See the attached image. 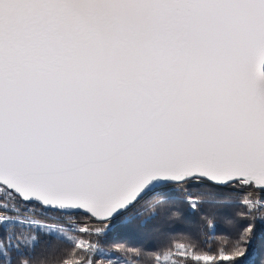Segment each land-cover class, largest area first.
<instances>
[{
    "label": "snow or ice",
    "instance_id": "6c2138e0",
    "mask_svg": "<svg viewBox=\"0 0 264 264\" xmlns=\"http://www.w3.org/2000/svg\"><path fill=\"white\" fill-rule=\"evenodd\" d=\"M230 204L206 249L185 212ZM257 220L264 0H0V264H122L108 232L154 221L143 264H264Z\"/></svg>",
    "mask_w": 264,
    "mask_h": 264
},
{
    "label": "trees",
    "instance_id": "16d2710c",
    "mask_svg": "<svg viewBox=\"0 0 264 264\" xmlns=\"http://www.w3.org/2000/svg\"><path fill=\"white\" fill-rule=\"evenodd\" d=\"M186 207V206H185ZM238 211H243L236 204L221 206L216 209V216L214 224L211 228H203L202 222L197 221L195 214L185 212L193 221H196L202 229L201 243L206 249L222 250L227 246L230 235L234 232V226H230L227 221L230 217ZM156 223L149 224L146 228L141 230H130L120 224H115L105 239V249L113 261H118L119 257L122 260L133 262L135 264H143L144 255H138V252H143L146 255H151L154 246L159 241L158 234L153 231V226ZM240 224H247L246 220H240ZM177 229H183L187 226L184 220H174L171 222ZM256 231L259 238H264V223L259 220L256 221ZM117 246H122L117 251ZM65 247L64 243L59 240L52 241V251L55 252ZM44 252L43 243L38 245L35 249V254H42ZM262 255L259 244L253 249L248 258V264H252ZM162 259V258H160ZM66 264V262H65Z\"/></svg>",
    "mask_w": 264,
    "mask_h": 264
},
{
    "label": "rangeland",
    "instance_id": "374dc122",
    "mask_svg": "<svg viewBox=\"0 0 264 264\" xmlns=\"http://www.w3.org/2000/svg\"><path fill=\"white\" fill-rule=\"evenodd\" d=\"M118 261L122 262V264H135L133 262H129V261H126V260H122L121 258L117 257L116 258Z\"/></svg>",
    "mask_w": 264,
    "mask_h": 264
}]
</instances>
